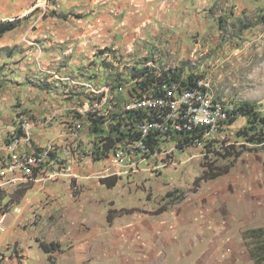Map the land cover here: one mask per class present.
<instances>
[{
    "label": "rangeland",
    "instance_id": "rangeland-1",
    "mask_svg": "<svg viewBox=\"0 0 264 264\" xmlns=\"http://www.w3.org/2000/svg\"><path fill=\"white\" fill-rule=\"evenodd\" d=\"M3 6L0 22L19 25L0 38V143L20 116L30 117L32 144H51L55 157L34 181L0 190V264H255L250 251L264 258V235L251 236L264 230L261 123L237 117L187 146L175 135L154 154L126 153L122 162L114 156L126 149V138L116 141L124 129L110 133L107 153L101 149L108 105L84 112L76 138L68 135L74 109L94 100L87 87L132 86L145 68L155 76L205 77L218 99L264 117V0H78L67 10L60 0H31L11 18ZM103 9L121 25L129 23L125 16H147L118 49L68 54L80 65L68 56L41 60L51 49L40 29ZM111 97L121 107L128 95ZM90 117L103 121L105 133H91ZM41 242L59 251L45 255Z\"/></svg>",
    "mask_w": 264,
    "mask_h": 264
},
{
    "label": "built area",
    "instance_id": "built-area-1",
    "mask_svg": "<svg viewBox=\"0 0 264 264\" xmlns=\"http://www.w3.org/2000/svg\"><path fill=\"white\" fill-rule=\"evenodd\" d=\"M193 82V86H183L179 81L154 83L147 88H137L136 92H132L129 86L123 88L121 84L114 88L111 85L87 87L92 91L90 94L94 100L91 107L82 110L78 105L74 109L76 117L68 135L76 138L75 131L83 126L84 112L91 110L95 114L98 108L108 105L109 109L106 107L103 115L109 122V128L112 123L114 127L119 124V129L126 131V149L119 150L114 156L116 161L122 162L126 153L140 157L154 154L162 142L175 135L181 137L194 133L199 137L193 140L199 141L203 136L228 128L230 122L238 117L237 105L218 99L207 78L197 77ZM122 92L128 98L123 106L116 107L118 103L111 96ZM112 110L121 115L118 118L108 117ZM49 118H44V126L51 122L52 118ZM33 126L30 117L20 116L15 133L9 141L0 143V190L34 181L37 175H43L53 164L54 146L32 144L30 129ZM132 164L135 166V163Z\"/></svg>",
    "mask_w": 264,
    "mask_h": 264
},
{
    "label": "crops",
    "instance_id": "crops-1",
    "mask_svg": "<svg viewBox=\"0 0 264 264\" xmlns=\"http://www.w3.org/2000/svg\"><path fill=\"white\" fill-rule=\"evenodd\" d=\"M29 1L31 0H0V3H4V6L2 8L3 14L9 17L11 15H15L16 13H18V11H26L25 7ZM76 1L78 0H60L61 7L65 8L66 10L67 8L71 9L70 6L73 7V3ZM107 12V9H103L101 15H88V17H86L87 19L85 18L82 21H80V19H77L72 23H61L60 25H56V28L50 29V31H44L43 29H40L39 32H37V36L43 38V41L46 43V46L44 47L45 50H48V48L51 49L49 53L47 51L42 52L43 57L41 60L47 64H51L53 62L58 63L64 58V56H68V58L72 59L75 63H77V65H80V61L76 60L74 56L69 57L68 54H73V50H81L86 55H93L94 49H105L112 46H115L114 49H118V46H122V44L129 42L130 37L135 34L133 28L137 27L138 25L140 26L144 24V16H147V14L143 16H125V22L126 20H128L127 22L129 23L121 25V17L118 18L119 20H114L113 17L108 15ZM77 21H80V23H77ZM140 31V28H138V32ZM37 36H35V38ZM139 36L141 37V35ZM95 58L96 57H94V59ZM82 60L84 62L87 61V59ZM4 239L5 238L3 237V235L0 236V241Z\"/></svg>",
    "mask_w": 264,
    "mask_h": 264
},
{
    "label": "trees",
    "instance_id": "trees-1",
    "mask_svg": "<svg viewBox=\"0 0 264 264\" xmlns=\"http://www.w3.org/2000/svg\"><path fill=\"white\" fill-rule=\"evenodd\" d=\"M19 25L18 21H6V22H0V38L3 37L5 34L13 31L15 28H17V26ZM139 77H137L136 82L134 85L129 86L132 92H136L137 88H147L148 86H152L154 83H162V82H169V81H179L181 85L183 86H193L194 85V79L197 77H187L186 79H181L182 76L181 75H171L168 76L167 73H163L160 76H155L153 74H149L148 69H143L142 71H140L139 73ZM237 113H238V117H247L248 118V124L249 125H255L257 123H261L262 125H264V117H260L257 113L254 112V110L251 107H248L246 104H241L237 106ZM237 119V118H236ZM235 120H233L232 122H230V124L234 123ZM90 122L92 123V132L93 134L95 133H105V129L102 126L103 121L99 120L98 118H89ZM118 127H114L113 123L112 125H110L109 128V133H107L106 137H102V139L106 138V141L104 142L103 145H101V149L103 150L104 153H107L108 150L111 149V145L113 144V139L112 137H110V133H112L113 131H119V124L117 125ZM120 137H118L116 139V141H120L122 140V138H125V134L120 133L119 135ZM124 136V137H122ZM181 139H178V146H187V144L190 143V141H192L193 139L199 137V135H194V133H192L191 135H186V136H181ZM101 139V140H102ZM257 141L259 143H262V145L264 144V139H257ZM104 183H106V185L108 187H110L111 183L109 184L108 180L103 181ZM114 186V183H112ZM112 186V185H111ZM252 235H264V230L262 229H255L253 231H251V236ZM263 244V243H262ZM39 247L40 249L45 253V254H52L54 252L59 251V245L56 243H48L45 244L43 242L39 243ZM264 248V244L263 247ZM251 256H253L252 258H254L255 260H257V262H255V264H259L261 262L264 261L263 257H260L257 259V257L252 254V251H250Z\"/></svg>",
    "mask_w": 264,
    "mask_h": 264
}]
</instances>
